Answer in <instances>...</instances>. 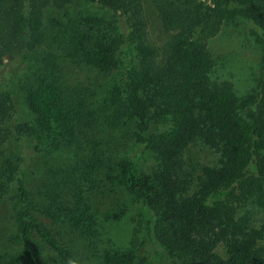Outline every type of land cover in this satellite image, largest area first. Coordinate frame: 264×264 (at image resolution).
<instances>
[{
    "label": "trees",
    "instance_id": "1",
    "mask_svg": "<svg viewBox=\"0 0 264 264\" xmlns=\"http://www.w3.org/2000/svg\"><path fill=\"white\" fill-rule=\"evenodd\" d=\"M75 1L0 0V68L17 65L12 82L0 76V201L14 193L0 264H40L36 240L58 264H78L103 181L126 190L173 263L264 264V0H148L169 34L161 46L148 36L147 0ZM227 23L250 26L259 47V74L242 93L209 46ZM75 67L104 90L82 86ZM199 143L212 155L195 176L187 154ZM18 144L56 160L36 184ZM135 255L109 244L96 264Z\"/></svg>",
    "mask_w": 264,
    "mask_h": 264
},
{
    "label": "rangeland",
    "instance_id": "2",
    "mask_svg": "<svg viewBox=\"0 0 264 264\" xmlns=\"http://www.w3.org/2000/svg\"><path fill=\"white\" fill-rule=\"evenodd\" d=\"M81 6L85 8V5L81 0H76L74 9ZM61 14V12H56L54 10L48 11L50 18L52 16L60 17ZM145 14L148 23L149 39L158 46L163 45L168 39L169 34L162 29L156 16V12L148 0L145 2ZM249 30L250 26L244 24L238 25L236 23H227L209 42L212 52L219 59L217 65L219 74L224 78L230 79L241 93L252 87L257 74H259V47L254 43V38ZM2 66L0 68V76H7L8 80L12 82L17 72V65L14 63H7ZM93 75V73H89L85 70L80 71L75 67L72 70L71 76H73L72 78H76L79 82L83 81L81 85L89 88L90 92L103 91L106 85L105 79ZM88 77H92L93 80H89ZM88 82H92L93 84L89 85ZM18 104L19 110L16 118L19 120L23 119V116H26L27 118L28 113L24 105L20 104L19 99ZM31 142V140H28V143ZM123 142L121 144L125 146L127 152H133L136 150L135 144L129 146L126 143V138L125 140L123 139ZM7 143L10 147H13L14 145L13 140L8 141ZM26 146V144H18L16 147V153L18 155L16 154L15 156H22V158H24L21 167L23 170L25 169L26 176L36 184L39 182V177L46 172L48 167L47 164H56V160H54V157L52 156L51 158H48V162L46 163L45 157L31 154L28 149H26ZM23 151L25 152V155H23ZM187 155L194 168L191 172L196 176L198 173V169L196 168L199 164L202 165L207 163L212 154L206 147L199 143L192 146ZM142 159L143 163L149 165L150 162L146 153ZM101 189L102 191L100 190L99 193L101 192L102 194L96 197V204L99 207L100 215L99 225L95 228V234H92L91 230H85L87 235L83 234L77 236V247L80 251V258L78 257L79 261L77 260L78 264H96L98 259L101 258L103 250L109 244L121 248L135 245L136 255L130 264H175L168 259L164 250H162L156 242L148 238L145 220L138 210L137 205L131 203V196H129L126 190L119 187L116 183H106V181H103ZM13 196L14 193H6L4 196L6 200L3 202L0 201V232L2 231L3 235H6L9 231V227L6 224L7 217L5 207L11 206L12 203H14L13 201L11 203L9 200V198ZM95 196L96 195H94V197ZM114 210L123 211V215L120 219L107 218L106 215ZM251 215L254 224H258L261 216L260 212L255 211L252 212ZM110 217H112V215H110ZM44 220L49 226L53 224V221L49 218H44ZM66 236L69 238L68 241H70L71 246H73L75 241L72 240L69 235ZM91 239H95L96 244H94V242L91 243ZM5 242L10 244L9 240L7 241L5 238L0 237V246ZM34 247H36L37 258L40 260V264H43L44 262L45 264H58L55 255L48 251V249L38 240L34 243ZM95 249L96 251L94 252Z\"/></svg>",
    "mask_w": 264,
    "mask_h": 264
}]
</instances>
